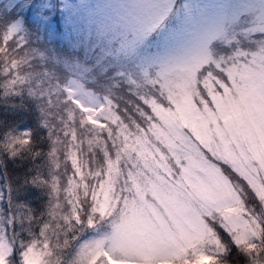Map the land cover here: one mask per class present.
<instances>
[{"label":"rangeland","instance_id":"rangeland-1","mask_svg":"<svg viewBox=\"0 0 264 264\" xmlns=\"http://www.w3.org/2000/svg\"><path fill=\"white\" fill-rule=\"evenodd\" d=\"M21 1L0 0V5L10 6L9 12L0 8V45L9 56V80L26 85L40 100L61 171L68 211L62 216L85 224L75 236L70 260L54 250L61 238L53 225L34 237L23 253L34 246L42 264H78L83 245L110 236L117 225L134 239L166 229L184 243L177 223L198 235L192 225L199 216L215 235L205 233L193 241L208 259L192 264H228L226 255L231 244L238 245L234 236L239 229L227 231L222 212L238 208L241 223L264 230V202L222 159L231 149L243 161L241 151L247 145L240 136L233 140L221 110L228 95L238 96L249 70L264 72V32L253 31L264 27V0H176L166 21L134 50L121 45L133 37L132 28L141 17L135 0H33L25 3L31 9L24 5L18 10ZM35 9L44 13L37 15ZM55 19L65 22L64 31L55 32ZM35 20L47 32L27 25L39 26ZM17 21L21 31L9 34V26ZM35 34L36 50L26 40ZM20 44L24 50L17 49ZM202 44L207 52H202ZM120 80L128 83L121 94L124 105L117 95ZM130 93L141 98L132 95L134 107ZM185 94H191L196 109L177 108ZM229 115L236 118L234 112ZM203 158L221 169L235 199L216 188ZM252 176L264 185V170ZM202 182L215 190V203L195 194ZM1 206L0 243L11 249L4 264H22L23 254L14 257L12 219L3 216ZM263 232L250 242L259 246ZM259 255L254 251L243 256L249 264H261ZM116 264L143 262L125 259Z\"/></svg>","mask_w":264,"mask_h":264},{"label":"snow or ice","instance_id":"snow-or-ice-1","mask_svg":"<svg viewBox=\"0 0 264 264\" xmlns=\"http://www.w3.org/2000/svg\"><path fill=\"white\" fill-rule=\"evenodd\" d=\"M176 0H135V6L139 9L141 17L138 18V26L132 28L133 37L122 43L121 47L134 50L149 34L156 31L173 12ZM31 9V5H25ZM264 7V4H262ZM22 25L19 21L9 26V34L21 31ZM253 31L264 32V27L253 29ZM202 52H207V45L202 44ZM199 64H195L198 68ZM195 69H193L194 72ZM243 84L237 88L238 96L228 95L222 104V116L225 120L226 129L233 133V140L240 136L243 143L247 145V150L242 149L241 161L231 149H227L228 155L222 157L225 163H229L236 171L248 180L252 190L264 202V185H261L252 176L264 170V72L256 73L249 70L248 74L242 77ZM185 106L190 110L196 109L191 94H185L182 102H177V108L183 111ZM236 113V118L229 114ZM195 131V129H193ZM28 143L27 140L18 141ZM240 141L237 140V146ZM202 163L210 170V174L215 181L216 188L221 189L225 198L235 199L231 191V185L227 178L222 176L221 169L211 164L206 158ZM188 172V169H185ZM203 187L195 192L202 200L215 203L216 192L207 182H202ZM179 190H177V202L179 200ZM103 211V206L100 207ZM219 210V209H217ZM238 208H227L222 212L225 221L222 226L229 232L239 229L234 236L238 245L246 246L247 251H260L255 243H251L253 237H261V231L253 229L252 226L244 221L241 223ZM210 214V213H209ZM177 227L182 232L184 243L175 240L169 230H150L141 238H132L127 233L123 225H117L115 231L107 237L95 240L83 245L81 249V260L78 264H116L117 261L125 259H137L143 264H172V261L179 260L181 264H192V261L208 259L193 243L196 239H202L205 233L214 234V230L201 219L195 218L192 225L198 235L185 231L179 223ZM259 228V226H256ZM2 239V238H0ZM110 242V243H109ZM215 242L218 243V237ZM264 243V238H262ZM106 245H108L106 247ZM193 249L192 252L189 250ZM11 252L6 243H0V264H4L5 257ZM41 253L36 252L35 247H31L23 253L22 264H42ZM191 255V260L188 256ZM212 264H217L215 260Z\"/></svg>","mask_w":264,"mask_h":264},{"label":"trees","instance_id":"trees-1","mask_svg":"<svg viewBox=\"0 0 264 264\" xmlns=\"http://www.w3.org/2000/svg\"><path fill=\"white\" fill-rule=\"evenodd\" d=\"M33 0H22L20 8H25V3ZM62 3V1L59 0ZM1 9L10 11L8 2H2ZM22 6V7H21ZM37 15H41L39 9H35ZM22 15L27 11H21ZM25 20H29L25 16ZM27 23L34 31L47 32V28L42 27L39 21ZM55 32L64 31L65 22L56 20L53 23ZM52 31V30H51ZM54 32V31H53ZM35 34L29 41L30 46L36 50L39 45ZM36 38V39H35ZM21 45V46H20ZM17 49L25 48V44H20ZM50 46V45H49ZM80 51V50H78ZM75 52H73L74 54ZM9 56L0 45V189L3 199V216L10 218L12 224V237L15 243L14 257L18 258L25 249L32 243L34 237L52 225L59 229L61 246L54 249L59 253V257L66 254L69 260L73 258L71 247L76 243L75 236L81 232L85 224H79L77 218L63 217V212H68L65 206V198L61 192V171L57 170L58 163L54 159L52 131L48 124L44 109L40 100L34 96L28 87L22 83H16L11 79L9 70ZM16 62V61H15ZM14 62V63H15ZM89 62H92L89 60ZM13 65V63H11ZM14 75V74H13ZM15 76V75H14ZM12 76V77H14ZM127 82L120 80L117 86L118 101L124 105L123 91L128 87ZM130 103L132 107L136 104L132 93ZM135 96V95H134ZM137 99H141L135 96ZM27 140L28 143L18 141ZM228 172L234 174L233 169L228 168ZM230 174V176H231ZM264 238V232L262 234ZM259 257L264 264V243H259ZM231 251L226 255L228 264H249L245 261L247 251L244 245H230ZM56 251V252H57ZM14 258V259H16Z\"/></svg>","mask_w":264,"mask_h":264}]
</instances>
